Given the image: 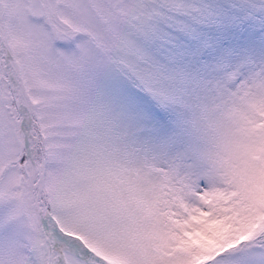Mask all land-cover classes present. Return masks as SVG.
Masks as SVG:
<instances>
[{
    "label": "snow or ice",
    "instance_id": "snow-or-ice-1",
    "mask_svg": "<svg viewBox=\"0 0 264 264\" xmlns=\"http://www.w3.org/2000/svg\"><path fill=\"white\" fill-rule=\"evenodd\" d=\"M0 264H264V0H0Z\"/></svg>",
    "mask_w": 264,
    "mask_h": 264
}]
</instances>
